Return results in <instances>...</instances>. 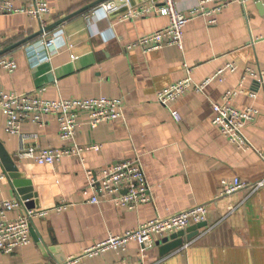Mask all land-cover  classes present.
I'll return each instance as SVG.
<instances>
[{
  "label": "crops",
  "instance_id": "obj_1",
  "mask_svg": "<svg viewBox=\"0 0 264 264\" xmlns=\"http://www.w3.org/2000/svg\"><path fill=\"white\" fill-rule=\"evenodd\" d=\"M11 1L22 11L0 15V51L41 29L40 21L26 12L31 0ZM93 1L46 0L49 12L42 16L46 26L71 16L0 55L16 62L13 70L0 68V90L6 93H36L43 99L117 97L123 104L121 117L95 129L85 123V114H79L83 123L75 141L59 138V123L50 114L43 125L23 122L24 138L10 135L0 109V146L16 174L29 182L21 187L25 197L20 196L0 160V201L16 199L26 209L48 211L31 221L30 244L0 253V264H264V187L228 192L235 180L252 183L264 178V84L260 86L247 71L261 74L264 83V0L263 6L256 0H228L219 10L214 9L221 1L206 2L205 13L184 26L182 47L166 45L146 52L126 47L167 25L169 17H119L127 8L160 0H127L110 13L96 5L76 13ZM201 1L176 0L184 13ZM55 31H61L63 43L50 53L43 40ZM231 63L236 68L226 69ZM186 76L197 83L212 80L202 91L189 90L174 101L178 122L156 95ZM239 87L242 92L232 98L231 106L257 110L244 126L250 143L246 149L231 144L212 122L213 104L221 102L227 90ZM74 142L98 147L84 152L83 159L63 156L53 164L17 157L22 143L60 148ZM135 157L145 172L150 201L133 209L103 198L90 203L97 190L89 185L87 171L98 172ZM64 201V210L54 208ZM200 204L207 205V224L164 256L159 255L158 237L143 251L134 240L124 249L85 254L110 235ZM18 214L19 209H13L8 218Z\"/></svg>",
  "mask_w": 264,
  "mask_h": 264
},
{
  "label": "built area",
  "instance_id": "obj_2",
  "mask_svg": "<svg viewBox=\"0 0 264 264\" xmlns=\"http://www.w3.org/2000/svg\"><path fill=\"white\" fill-rule=\"evenodd\" d=\"M117 1L127 3V0H106L97 4L94 8L101 9L105 13L117 10L120 5ZM221 1V4L214 10H219L222 6L229 3L228 0H203L201 5L188 13H184L177 8L176 0H160L159 2L144 3L134 8H127L120 15L121 20L128 18L145 17L146 15H166L169 17L167 25L153 32L145 33L138 37L126 47H140L143 52L158 50L163 46L182 47L183 28L192 17L197 14H203V5L206 2ZM243 2L246 0H242ZM22 10L15 7L11 0H0V15L16 13ZM26 12L35 17L41 23V29L46 27L42 16L49 12V5L46 0H31V6ZM207 13V12H206ZM215 19L210 20V23ZM45 33V32H43ZM264 36H262V39ZM63 43L61 31H55L50 36L44 38L43 44L49 48V52H55ZM49 56V55H48ZM226 69L234 70L236 67L226 64ZM0 68L8 71L16 68V62L12 56L0 57ZM248 74L253 76L255 82L263 86L261 74L253 69H248ZM223 70H219V74ZM212 80V77L205 78L202 81L193 82L189 76L164 87L156 95V100L162 106L169 108L170 114L176 121H181L176 109L172 107L174 101L189 90L195 92L202 89ZM241 88L227 90L222 96L221 102L212 106V122L218 127L220 133L238 149L250 147V143L244 134V126L257 112L253 107L239 110L231 106L232 98L241 93ZM255 96L254 92L250 93ZM122 101L117 97L99 96L96 98H60L46 99L41 98L36 93H6L0 90V109L5 117V130L8 134H21L23 122H32L43 125L45 115H54L59 123L58 136L61 140L75 141L74 137L83 122L79 120V114H85V123L92 129L104 122L113 121V119L122 116ZM98 145H79L73 143L71 146L60 148L40 147L38 145L21 144L17 157L22 159H32L38 164H53L63 159V156H77L83 159L86 151L97 149ZM89 185L97 190V195L91 196L90 203H99L100 199H105L122 208L133 209L142 203H147L151 199L150 188L148 187L145 172L142 169L138 157L132 160L115 163L105 167L98 172L87 171ZM264 187V178L252 183L240 182L235 180L229 185L228 192L237 189L247 188L250 191ZM67 202L64 201L54 208L64 210ZM13 209H19L18 216L14 219L8 218V213ZM48 214L46 210L34 208L26 209L20 200H2L0 201V253H12L15 248L27 246L31 242V221L34 218H41ZM207 205L200 204L184 211L167 215V217H155L150 219L137 228L125 232L124 234L112 236L100 242V244L85 251V254L94 255L105 249H124L131 241H137L141 250L151 248L154 244V237L164 238L171 233L185 230L192 224L202 223L206 220Z\"/></svg>",
  "mask_w": 264,
  "mask_h": 264
},
{
  "label": "water",
  "instance_id": "obj_3",
  "mask_svg": "<svg viewBox=\"0 0 264 264\" xmlns=\"http://www.w3.org/2000/svg\"><path fill=\"white\" fill-rule=\"evenodd\" d=\"M256 1L258 3V6H261V5L263 6V0H256ZM101 2H102V0H95V1H93V3L81 8L80 10H77L76 13L85 11L87 9H90L93 6H95V5H97V4L101 3ZM117 4L120 5V6L121 5L125 6L124 2L117 1ZM70 16L71 15L63 17V18L59 19L58 22H56L54 24H51L50 26H46L43 29H40V31H38L37 33L26 37L25 40H23L21 42H18L14 46H17V45L25 43L27 40L31 39L33 36H37V35L43 34V32H45V31H47L49 29H52L53 27L59 25L60 22H62L65 19L69 18ZM14 46H9L8 49H4V50L0 51V55H2L3 53L7 52L9 49H11ZM0 160H1L2 164L4 165L5 169L9 172V175L11 177V183L14 186L16 192H18V194H20V196H22V197L24 196L25 197L27 192H25V190H23L21 187L23 185L29 184V182L25 181V180H22L16 174V172H15L16 168H15L13 162L7 156V154L3 151L1 146H0ZM206 224H207V221H203L202 223L192 224V225L188 226L187 228H185V230H180V231L171 233L170 235H168V237L162 238V240L157 242L159 255L160 256H164V255L168 254V252L181 247L183 245V243L185 242V240H191L192 237L196 236L199 233V230L203 226H205ZM64 264H68V263H64Z\"/></svg>",
  "mask_w": 264,
  "mask_h": 264
}]
</instances>
